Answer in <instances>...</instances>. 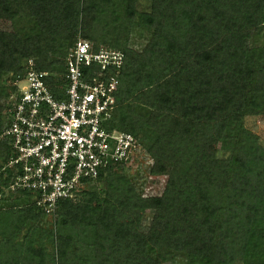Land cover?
I'll list each match as a JSON object with an SVG mask.
<instances>
[{
  "label": "trees",
  "instance_id": "trees-1",
  "mask_svg": "<svg viewBox=\"0 0 264 264\" xmlns=\"http://www.w3.org/2000/svg\"><path fill=\"white\" fill-rule=\"evenodd\" d=\"M0 22V133L5 82L27 60L62 73L79 36L123 54L105 127L133 136L162 181L145 196L113 165L46 214L9 189L0 139V264H264V146L243 123L264 116V0H0ZM133 27L148 34L139 51Z\"/></svg>",
  "mask_w": 264,
  "mask_h": 264
},
{
  "label": "built area",
  "instance_id": "built-area-1",
  "mask_svg": "<svg viewBox=\"0 0 264 264\" xmlns=\"http://www.w3.org/2000/svg\"><path fill=\"white\" fill-rule=\"evenodd\" d=\"M122 61L120 51L94 49L77 36L62 73L34 70L27 60L23 76L5 82L12 91L0 139L8 140L11 155L2 169L17 173L10 190L33 192L36 207L52 213L59 201L87 190L103 168L138 159L133 136L105 127Z\"/></svg>",
  "mask_w": 264,
  "mask_h": 264
},
{
  "label": "rangeland",
  "instance_id": "rangeland-1",
  "mask_svg": "<svg viewBox=\"0 0 264 264\" xmlns=\"http://www.w3.org/2000/svg\"><path fill=\"white\" fill-rule=\"evenodd\" d=\"M149 0H135L138 11H144L147 9ZM0 30L9 31L10 26L8 22H0ZM148 40V34L140 28L133 27L130 33L129 47L139 51L145 45ZM259 41V40H258ZM257 43L252 41L251 45ZM244 127L253 133L259 139L260 143L264 146V116H254L244 118ZM227 143H219L217 145L218 156L222 157L227 150ZM146 159H137L135 162L124 166L122 174H124L136 187L141 191L142 195L148 196L152 194H158L161 191L162 181L150 177L146 173L148 167ZM88 186V189L93 188Z\"/></svg>",
  "mask_w": 264,
  "mask_h": 264
}]
</instances>
